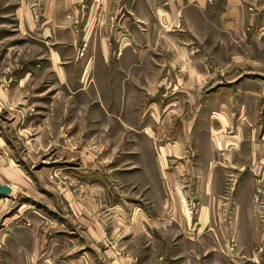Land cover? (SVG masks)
Wrapping results in <instances>:
<instances>
[{"label":"crops","instance_id":"0c3cea01","mask_svg":"<svg viewBox=\"0 0 264 264\" xmlns=\"http://www.w3.org/2000/svg\"><path fill=\"white\" fill-rule=\"evenodd\" d=\"M1 2L37 45L31 57L24 55L33 64L26 63L10 89L0 86L4 113L27 123L22 113L41 104L35 120L47 126L42 138L67 143L70 153L71 142L89 135L99 141L90 155L99 157L100 168L117 141L120 195L115 207L87 195V234L107 230L101 221L117 212L127 220L122 231L140 264L139 254L153 249L146 237L156 223L175 218L173 180L199 170L188 164L194 154L225 151L219 157L227 162L217 171L233 176L228 199L239 211L250 210L251 180L264 203V0ZM12 48L3 43L0 68L11 61ZM60 125L70 142L60 138ZM82 152L87 158V141ZM221 182L213 180L219 188ZM239 220L236 235L264 240V224L257 229L246 216ZM42 234L26 227L7 234L4 264H87L49 259L59 247L42 243Z\"/></svg>","mask_w":264,"mask_h":264},{"label":"rangeland","instance_id":"374dc122","mask_svg":"<svg viewBox=\"0 0 264 264\" xmlns=\"http://www.w3.org/2000/svg\"><path fill=\"white\" fill-rule=\"evenodd\" d=\"M6 7L10 5L3 6L0 0V38L6 37V42H0V49L9 41L13 46L11 61L0 68V86L4 90L10 89L17 74L28 67L26 63L33 64L30 58L27 62L24 55L31 57L37 50L36 43L26 36L28 30L18 26L11 8ZM40 105L33 103L25 112L21 109L22 115L25 113L24 120L29 121L18 124L0 108V186L15 190L11 195L0 197V264H4L1 257L3 239L24 227L40 230L42 243L59 247L57 253L48 252L49 259L58 255V260L80 263H85V258L87 264H137L138 258L131 251L130 236L122 231L127 220L117 212L113 217L109 216L106 223L101 221L102 225L107 224V230L101 234L97 232L98 235L87 234V195L103 197L107 199V206L112 207L116 206L120 195L118 165L114 160L118 156L117 141L108 147L99 177L101 168L99 164L94 165L99 157L90 155L99 141L87 135V140L71 142L73 149L69 153L64 149H68L66 142L70 140L60 125V138L66 144L61 142L59 146H53L52 140L42 138L43 128L47 126L35 120L36 116L43 115L44 109ZM156 118L159 125V117ZM86 141L87 158L82 152ZM219 153L187 156L189 166L199 170L182 173L172 185L181 182L185 198H188L190 218L185 205L181 206L177 195L171 192L175 218L162 221L161 226L156 223L154 235L146 237L153 249L139 254L140 264L146 261V264H263L262 237L235 234L238 216L240 222L246 216V223H252L257 229L264 224L261 192L251 180L250 210L239 211L233 199H228L232 196L233 176L229 178V173L217 171L223 169L218 163L227 162H222ZM201 168L205 170L201 171ZM213 180L221 182L222 187L214 185ZM95 222L96 225L99 223ZM163 231L169 234L162 236Z\"/></svg>","mask_w":264,"mask_h":264},{"label":"built area","instance_id":"2783aa9c","mask_svg":"<svg viewBox=\"0 0 264 264\" xmlns=\"http://www.w3.org/2000/svg\"><path fill=\"white\" fill-rule=\"evenodd\" d=\"M207 1H210V0H207ZM118 54V51L116 52V55ZM81 52L78 54L79 57H81ZM173 191H174V194L177 195L178 197V202L181 206H183V204L185 205V208L186 210H188L189 212V218H190V209H189V205L187 204V199L188 198H185V195H184V191H182V186H181V182H177V184L173 187ZM183 199L184 202L181 200Z\"/></svg>","mask_w":264,"mask_h":264},{"label":"water","instance_id":"95a60500","mask_svg":"<svg viewBox=\"0 0 264 264\" xmlns=\"http://www.w3.org/2000/svg\"><path fill=\"white\" fill-rule=\"evenodd\" d=\"M9 192H10L9 187H7L5 185L0 186V197L7 196L9 194Z\"/></svg>","mask_w":264,"mask_h":264},{"label":"bare ground","instance_id":"6f19581e","mask_svg":"<svg viewBox=\"0 0 264 264\" xmlns=\"http://www.w3.org/2000/svg\"><path fill=\"white\" fill-rule=\"evenodd\" d=\"M8 195H11V191L9 192V194Z\"/></svg>","mask_w":264,"mask_h":264}]
</instances>
